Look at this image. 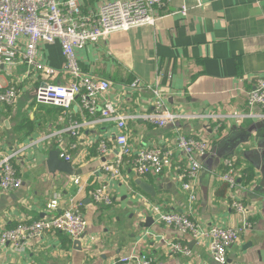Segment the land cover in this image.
Returning <instances> with one entry per match:
<instances>
[{"label":"crops","instance_id":"0c3cea01","mask_svg":"<svg viewBox=\"0 0 264 264\" xmlns=\"http://www.w3.org/2000/svg\"><path fill=\"white\" fill-rule=\"evenodd\" d=\"M99 3L88 0L84 9L97 11ZM184 3L188 7L185 16L179 12ZM38 56L59 71L54 82L70 80L59 41L41 42ZM78 61L84 73L112 81L106 99L116 103L119 114L128 116L129 143L135 150L162 146L184 167L187 163L176 148L178 128L187 136L210 139L201 156L197 199L192 202L181 191L174 166L159 176H136L127 169L125 181H108L103 165L115 156V124L84 115L79 102L63 112L59 107L41 108L33 95L19 109L18 98L27 91V84L35 92L44 80L40 73L27 77L28 68L20 62L12 72L0 70L4 82L15 81L20 90L14 104L0 103V159L22 149L12 159L22 185L12 191L0 189V232L56 215L47 207L55 194L63 197L60 209L71 199L82 203L87 232L82 249L75 248L74 239L63 232H48L21 252L9 244L0 245V264H119L121 257L131 253L149 254L152 264H218L208 241H197L157 220L154 205L187 214L203 225L242 227L243 220L249 222L252 227L244 229L229 250L230 262L264 264V116L249 115L263 110L247 102V92L264 73V0H174L168 10L160 12L154 26L114 31L88 43L78 52ZM135 78L139 87L132 89L129 84ZM157 84L168 110L189 117L164 126L143 118L155 109V94L149 86ZM212 114L242 116L221 121L208 116ZM26 116L41 126L20 141L15 129ZM75 122L81 125L77 136L68 130ZM59 132L67 145L75 146L70 148L69 170L52 173L47 160L51 151H58L57 140L52 137L44 142L42 138ZM102 135L114 149L107 156L98 152ZM226 158L235 160L245 216L232 208L221 179ZM137 180L152 185L154 193L142 190ZM104 182L114 196L110 206L92 200V191ZM149 216L154 217L150 227L141 225ZM176 241L188 245L191 253H171L168 244Z\"/></svg>","mask_w":264,"mask_h":264},{"label":"built area","instance_id":"2783aa9c","mask_svg":"<svg viewBox=\"0 0 264 264\" xmlns=\"http://www.w3.org/2000/svg\"><path fill=\"white\" fill-rule=\"evenodd\" d=\"M88 0H0V70L12 72L18 63H24L29 75H42L44 80L36 88L34 99L39 104H50L70 111L74 103L79 102L84 115L98 118L102 121L114 123L115 156L104 163L103 169L107 180L119 179L125 181L127 169L136 176L162 175L172 166L177 170L180 189L195 202L198 196V182L203 168L201 156L206 154L210 146V139L206 137H192L182 133L178 128L176 141L177 152L185 159L186 166L174 159L173 152L162 146H151L135 150L129 143L128 116L118 113L116 103L107 98L113 88L110 79L95 77L84 73L79 65L78 52L88 43L98 42L114 31L130 30L139 26H154L161 11L168 10L174 0H100L97 11L86 14L81 6ZM188 7L184 3L180 13L185 16ZM22 37L28 40L26 46L19 44ZM59 41L66 57L64 70L70 76L66 84L53 81L59 71L46 65L38 56V45L41 42L55 43ZM1 75V73H0ZM171 76H169L170 78ZM132 89L139 87V79L135 78L130 84ZM129 85H126L127 87ZM155 94V109L143 116L157 126L177 123L187 114L171 113L165 103V98L159 85L149 86ZM20 90L15 85H4L0 81V103L12 105L16 102ZM248 106L260 107L263 112L251 116H264V73L259 74L254 89L247 92ZM213 118H240L242 115H208ZM80 124L71 123L68 130L73 136L80 131ZM216 133L219 125L215 126ZM55 137L59 156L71 162L72 155L63 135L53 133L44 135L42 140ZM112 139V138H111ZM98 152L100 155H110L114 152L111 141L104 135L100 136ZM22 149L0 159V189L12 191L22 185L18 170L12 159L20 154ZM225 171L221 179L226 183L228 197L234 211L246 215V207L237 191L239 186L236 177L235 160H224ZM80 181L79 177L74 180ZM92 200L101 206L114 203V196L108 182L97 186L91 193ZM147 200V199H146ZM63 201L61 194H55L47 204L56 215L29 223L21 222L17 226L0 232V245L9 244L19 252L33 240L42 238L48 232H63L73 239H83L87 232V220L81 211V202L71 199L68 206L60 209ZM149 202V201H148ZM157 220L173 227L183 234H189L197 241L206 240L209 243L213 258L218 264H243L230 262L229 250L236 242L240 233L252 225L243 220L242 227H226L221 224L203 225L194 221L189 215L180 212L166 211L160 205L153 206ZM246 219V218H244ZM173 254H190L191 249L179 241L168 244ZM152 264L153 258L147 253H131L121 257L119 264Z\"/></svg>","mask_w":264,"mask_h":264},{"label":"water","instance_id":"95a60500","mask_svg":"<svg viewBox=\"0 0 264 264\" xmlns=\"http://www.w3.org/2000/svg\"><path fill=\"white\" fill-rule=\"evenodd\" d=\"M47 165L49 168V171L52 173H56L57 171L60 172H67L69 168L71 167L70 162L63 160L59 156V151L53 150L50 152L48 160H47ZM137 183L140 185L141 189L144 190L148 194H153L154 193V187L150 184H147L141 180H137ZM150 222H154V217L149 216L145 223L141 224L144 225L145 227H150ZM74 247L75 248H80L82 249L83 246V240L82 239H74Z\"/></svg>","mask_w":264,"mask_h":264},{"label":"trees","instance_id":"16d2710c","mask_svg":"<svg viewBox=\"0 0 264 264\" xmlns=\"http://www.w3.org/2000/svg\"><path fill=\"white\" fill-rule=\"evenodd\" d=\"M41 108H46V109H52L55 110L56 106H52L50 104H40ZM60 110L63 112L65 111L64 108L59 107ZM41 124H38L36 120H31L30 117L26 116L22 122L16 127V134L19 137L20 141H23L24 139L30 137L36 129L39 127L40 128ZM15 166V165H14ZM17 169V168H16Z\"/></svg>","mask_w":264,"mask_h":264},{"label":"rangeland","instance_id":"374dc122","mask_svg":"<svg viewBox=\"0 0 264 264\" xmlns=\"http://www.w3.org/2000/svg\"><path fill=\"white\" fill-rule=\"evenodd\" d=\"M25 71H26V68H25ZM6 73H8V72L6 71ZM9 74H10V73H9ZM13 74L16 75V71H13ZM19 74L22 76L23 73H22V74L19 73ZM6 77L12 79V76H10V75H6ZM15 78L17 79V77H15ZM29 83H30V84L32 83V85H33V84H34V79H30V80H29ZM24 93H25V94H24ZM24 93H22V94L20 95V98H18L17 107H18L19 109L22 108L23 104L26 103V101L28 100V98H29L30 96L33 97V95H34V87H33V86H30L29 84H27V91L24 92Z\"/></svg>","mask_w":264,"mask_h":264},{"label":"bare ground","instance_id":"6f19581e","mask_svg":"<svg viewBox=\"0 0 264 264\" xmlns=\"http://www.w3.org/2000/svg\"><path fill=\"white\" fill-rule=\"evenodd\" d=\"M84 8H85L84 5L81 6L82 11H83L84 13H86V14H89L90 12H89V11L86 12V10H85ZM87 10H88V9H87ZM27 43H28V40H26V39H25V41L20 40V42H19V44H20L21 46H26ZM39 45H40V44H39ZM39 45H38V47H39ZM0 81H1L4 85H15V86L18 87V84H16L15 81H12V80H11L10 82H4V79L2 78V75H0ZM18 89H19V87H18ZM223 172H224V171H223ZM223 172H222V173H223Z\"/></svg>","mask_w":264,"mask_h":264}]
</instances>
